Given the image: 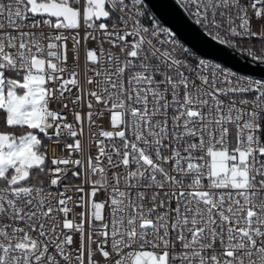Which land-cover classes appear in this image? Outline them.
<instances>
[{
	"label": "snow or ice",
	"instance_id": "1",
	"mask_svg": "<svg viewBox=\"0 0 264 264\" xmlns=\"http://www.w3.org/2000/svg\"><path fill=\"white\" fill-rule=\"evenodd\" d=\"M177 3L264 64V0ZM0 264H264V78L145 0H0Z\"/></svg>",
	"mask_w": 264,
	"mask_h": 264
},
{
	"label": "water",
	"instance_id": "2",
	"mask_svg": "<svg viewBox=\"0 0 264 264\" xmlns=\"http://www.w3.org/2000/svg\"><path fill=\"white\" fill-rule=\"evenodd\" d=\"M145 5L162 24L174 31L177 38L191 51L242 74L264 78V64L251 57L219 45L201 33L182 12L177 0H145Z\"/></svg>",
	"mask_w": 264,
	"mask_h": 264
},
{
	"label": "built area",
	"instance_id": "3",
	"mask_svg": "<svg viewBox=\"0 0 264 264\" xmlns=\"http://www.w3.org/2000/svg\"><path fill=\"white\" fill-rule=\"evenodd\" d=\"M145 8H146V10H147V12H148L149 17H152L153 15L151 14V12L149 11V9L147 8L146 5H145ZM161 24H162V23H161ZM162 26L167 27V26L164 25V24H162ZM177 39H178V38H177ZM178 40H179V39H178ZM179 41H180V40H179ZM180 43H182V42L180 41ZM241 43H242L243 48H247V47H249L250 45L253 46V47H254V50L257 51V53L259 54V52H260V47H261V42H260L259 40H257V39H253V40H251V41L244 40V41H242ZM182 44H183V43H182ZM184 46H185V45H184ZM69 47H71V41H69ZM185 47H186V46H185ZM186 48H187V47H186ZM236 51L241 53L240 50H236ZM192 53H193L194 56H196V57H198V58L206 59V60H209V61H211V62H213V63H217V62H215V61H213V60H211V59H209V58H206V57H204V56H201V55H199V54H197V53H195V52H193V51H192ZM243 54L246 55V53H243ZM69 63H71V61H69ZM226 68H227V67H226ZM231 70L234 71V72H237V71H235V70H233V69H231ZM237 73L242 74V73H240V72H237ZM242 75H245V74H242ZM252 78H255V77H252ZM255 79H259V78H255ZM73 91H75V89H73ZM53 107H55V105H53ZM71 119H72V117L69 116V120H70V121H71ZM105 127H106V128L108 127L107 122H105ZM93 154H94V153H93ZM50 155H51V153H50ZM76 183H79V182L76 181Z\"/></svg>",
	"mask_w": 264,
	"mask_h": 264
}]
</instances>
